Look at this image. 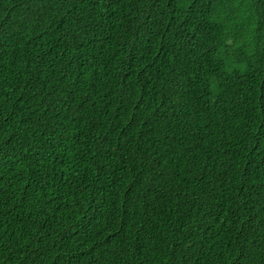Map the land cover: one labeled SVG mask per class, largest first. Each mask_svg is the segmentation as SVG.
I'll use <instances>...</instances> for the list:
<instances>
[{"label": "trees", "instance_id": "1", "mask_svg": "<svg viewBox=\"0 0 264 264\" xmlns=\"http://www.w3.org/2000/svg\"><path fill=\"white\" fill-rule=\"evenodd\" d=\"M0 264H264V0H0Z\"/></svg>", "mask_w": 264, "mask_h": 264}]
</instances>
